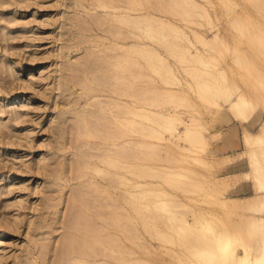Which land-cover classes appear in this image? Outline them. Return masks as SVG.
<instances>
[{"label": "rangeland", "instance_id": "1", "mask_svg": "<svg viewBox=\"0 0 264 264\" xmlns=\"http://www.w3.org/2000/svg\"><path fill=\"white\" fill-rule=\"evenodd\" d=\"M198 2L207 16H186L183 0H0V67L14 79L0 75V264H264V229L252 224L264 223V138L241 140L246 124L252 133L264 124V1ZM112 6L163 16L185 31L186 39L160 33V23L149 38L135 30L166 69L151 57L117 64L126 55L113 42L127 27ZM130 95L179 117L173 130L135 125L133 138L149 144L148 159L146 147H135L149 165L137 179L173 195L150 190L149 230L133 204L141 198L123 194L124 170L100 161L108 154L99 143L127 128L116 120L126 109L114 100L125 104ZM232 100L250 105L233 111ZM232 124L234 135L203 147L180 131L210 136ZM94 162L108 171L98 173ZM168 170L187 176L170 184ZM233 197L240 199L223 204ZM83 246L101 255L82 260Z\"/></svg>", "mask_w": 264, "mask_h": 264}, {"label": "bare ground", "instance_id": "2", "mask_svg": "<svg viewBox=\"0 0 264 264\" xmlns=\"http://www.w3.org/2000/svg\"><path fill=\"white\" fill-rule=\"evenodd\" d=\"M141 1L142 2H144V1L148 2L149 0H140V2ZM262 1H264V0H261V2ZM183 2L186 4L187 7H189L188 9L185 10L186 12L184 11L185 14L187 13L186 16H188V14L191 13L190 12L191 10H193L194 12L196 11V13H198L199 15H203V16L208 14L207 11L205 10V8L199 4L198 0H183ZM263 5L260 3L261 7ZM112 7L119 9V14H117V16L123 22V25H125L127 27L126 32L118 31L116 33V35L119 36L120 38L118 40H114V42H113V45H114L113 47L115 49L117 47V48L123 50L124 54L126 55V59L125 60H117V64L123 65V64L128 62L129 66L133 65L135 56L136 57L138 56V57H142L147 62L151 61V59H152V61H151L152 63H153V61L162 63V65L161 64L160 65L164 66L162 68L166 69L168 64L165 63V57L163 55H161L160 53H158L156 48H154V47L150 48V47H152V45L148 44L147 41H145V42L136 41L135 38H137L138 34L135 33V30H140L144 34L145 38H149V30L155 29V27L152 24L153 23H160V25H158L160 27V28L158 27L160 29V33L163 32L164 30H167L170 32V34L174 33V35H176L177 37L181 36L182 38L186 39L187 37H186L185 31L182 30L180 27H178L175 23L171 22L168 18H165L163 16H157V15L147 13V12H137V9L135 7H130L127 9H121V8H124L121 6H112ZM191 16H193L192 13H191ZM237 23H239V22H237ZM151 25L153 26V28H150ZM162 28H163V30H162ZM165 37H166V35H164V38ZM180 52H182V53L188 52V49L184 48ZM192 55H195V54L192 53ZM149 57H151V59H149ZM185 57H186V53L184 54L183 58H185ZM192 57L195 58L196 56H192ZM186 59L188 61H190V58L187 57ZM136 64H138L137 61H136ZM5 72L7 73V76H6L7 82L12 83V81H14V79L11 77L12 73H10V70H8L6 67L5 68L0 67V75H1L2 79H5V77L2 76V74ZM168 72H171V71L168 70ZM224 78H225L224 76H221V79H224ZM208 87H210V86H208ZM202 89L204 91H206L207 88L205 86H203ZM113 92H114V90H113ZM127 96L129 97V90L127 92ZM130 96L132 98H129V99L123 98L122 99L125 102V104H119V101L117 99L114 100L115 102H118L119 106H122L123 108L126 109L124 111V114L122 113V110H120V109L117 110L116 120L119 122V125L124 124L127 128L120 129V130H118V132L112 134L110 137H113V138L109 141L110 144L106 143V142L103 143V141H102L99 143V145H101V146H99L97 144L96 147L99 146L101 149H103V147H105L104 150H105V152L107 151L106 153L108 155H109V153H112L109 155L110 156L109 157L102 150L103 154L105 153L104 155H106L105 157L101 156L104 159L101 158V160H100V158H99V160L101 162L103 161L102 164H104V162H106V161L109 163L112 162L111 164H109V166L113 165L115 167V169L120 168V170L121 169L124 170V173H122V171L117 172V175L119 177H121L122 179L125 178L124 183L123 182L121 183V185L124 184L123 186H125L124 193L122 192L123 190H121V193L125 194L126 199L127 200L129 199L130 201L133 199L138 200L139 197L141 198L140 202H133V204H136L134 206H138L141 209V210H139L141 212L139 214H141V215L143 214V216H145V222H146V226H145L146 228L145 229L149 230L148 229L149 228V223H148V219H149V201H148L149 192L151 190L150 194L153 193L152 195H154L155 197H160L159 195L165 197L167 195L166 194L167 192H165L166 191L165 189L151 188L149 180L137 179V177H139L140 175L142 176V174H144L146 176L149 175V165H148L147 161H146V163H143V162H139L137 160V156L134 153L135 147H138V148L146 147L144 149V151L146 152V159H148L147 155L149 153V144L144 142V141L136 140L135 138H133L135 136V133H136L135 125L136 124L141 125L142 129L147 130V129H149V123L153 124L156 121L157 124L156 123L155 124L158 125L160 128H166L168 130H173V128L177 129L176 126L179 123V117L176 115V113H172V112L171 113H164L163 111H160V110H150L149 111V108L145 105L146 104L145 102L143 104L142 103L137 104L138 101L135 100V96L134 95H130ZM108 97L114 98V97H111L110 95ZM21 98L22 97L20 96L19 99H21ZM86 101H87V103L89 102L88 100H86ZM238 102L239 101L232 100V103L230 105H231V108L233 111H239V108L240 109L241 108H247L250 105V103L239 104ZM137 118H139V120H137ZM156 125H154V126H156ZM221 128L217 131L212 132L210 136L205 134L204 131L203 132L198 131V130L195 131L193 129V127H191V126H186V127H184V129H182L180 131H183L182 132L183 135L188 137V138H191V140L196 145H198V146L201 145L203 147L209 139H215V138H218L220 136H221L220 139L226 138L227 136H230L231 134L234 135L237 132V130H239L238 124L229 125L226 129H221ZM89 134H90V132H89ZM101 138H103V135H101ZM232 138H234V137H232ZM263 138H264V124L261 126V131L258 133H252L251 130H249V123L244 126V130H243L242 138H241L244 146H253V145L257 144L258 142H260L261 140H263ZM226 141H228V140H226ZM229 143H230V141L228 142V145H229ZM232 143H233V141H232ZM235 144H237V143H235ZM235 144H233L230 148L226 147L225 148L226 151L233 148V147H236ZM239 144H237V145H239ZM101 149H99V150H101ZM188 150H191V149L188 148ZM226 156L230 157L227 154H226ZM194 158L193 159L196 160V162L198 161V163H200V160L202 162L204 161V159L198 158V156L194 157ZM202 164L206 165V160ZM92 166H93L94 170H96L98 173H103L104 171L105 172L108 171V170H105L103 166H100L99 164H97V162H94V165L92 164ZM135 166L136 167L137 166L138 167L139 166L145 167V169L141 168V169H144L145 172L144 171L139 172V168H134ZM90 167H91V165H90ZM135 169H138V172H136ZM109 173H112V172H109ZM179 174H180L179 172H176V171L170 172L168 170L163 175V179L166 180L168 183L170 182V184L171 183L174 184L172 181L176 178V176H178L177 178H179V176L181 177V176L185 175V174L184 175H181V174L179 175ZM186 176L187 175H185V177ZM121 178H120V180H122ZM142 178H144V177H142ZM176 181H174V182H176ZM162 193L165 195H162ZM168 195L173 196L171 193L169 194V192H168ZM175 197L176 196L174 195V197H172V198H175ZM254 197L255 196H252L251 198H254ZM143 199H145V200H143ZM165 199H167V198H165ZM238 199H240V198L233 197L231 199H228L227 202H223V204L227 206L229 202L237 201ZM167 200H170V199H167ZM174 200L169 202L170 203L169 207L170 208L174 207L175 209L174 208L173 209L176 210V205L172 204V203H175ZM164 201L162 203L164 205L162 206V204L159 203L160 204L159 206L163 207V208H167L169 203H168V201L165 202L167 205L166 206ZM176 202H177V200H176ZM178 202H179L178 204L180 206H178V204L176 203L177 208H181L182 207V205L180 204L181 201H178ZM171 205H173V206H171ZM183 206H184L183 208H186V206L184 204H183ZM170 208H168V209L172 211V209H170ZM136 209H138V208L136 207L135 210ZM174 210H173V212H174ZM252 224H253V226L257 227L258 229H264V223L261 221H253ZM184 227L191 229V230H198L199 229L197 226H195L194 224H190V223L185 225ZM188 231H190V230H188ZM190 232H192V231H190ZM197 240H198V238H197ZM97 243H99V242H97ZM95 245H96V242H95ZM103 250H105V249L103 248ZM69 251H71V249ZM69 251L67 252V254L69 253ZM101 252H99V251L96 252L95 249H92V248L88 249V248L84 247L81 250V255L83 258L82 260L88 259V256L99 258V255H101ZM103 255H104V253H103ZM111 257H114V255ZM95 262L97 264H103L102 262H99V261H95ZM131 263H132V261H123V264H131ZM35 264H36V262H35ZM104 264H112V263H110L109 261H106V262H104ZM134 264H136V263H134Z\"/></svg>", "mask_w": 264, "mask_h": 264}]
</instances>
